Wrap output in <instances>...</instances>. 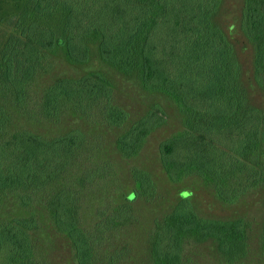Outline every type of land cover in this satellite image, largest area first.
I'll return each mask as SVG.
<instances>
[{
  "label": "trees",
  "instance_id": "16d2710c",
  "mask_svg": "<svg viewBox=\"0 0 264 264\" xmlns=\"http://www.w3.org/2000/svg\"><path fill=\"white\" fill-rule=\"evenodd\" d=\"M221 2L24 0L0 43V264H54L46 227L67 239L68 264H125L135 202L159 195L153 173L139 165L129 167L126 185L115 156L137 157L167 123L166 111L154 105L133 116L100 73L50 76L57 50L71 64L88 63L94 37L104 62L183 113V128L159 145L172 183L198 178L227 204L264 187V108L249 101L234 46L215 20ZM240 27L264 91V0H244ZM42 122L62 130L33 128ZM192 243L243 264L249 224L202 214L185 191L155 220L149 261L194 264Z\"/></svg>",
  "mask_w": 264,
  "mask_h": 264
},
{
  "label": "rangeland",
  "instance_id": "374dc122",
  "mask_svg": "<svg viewBox=\"0 0 264 264\" xmlns=\"http://www.w3.org/2000/svg\"><path fill=\"white\" fill-rule=\"evenodd\" d=\"M24 0H0V43L10 32L16 21ZM244 0H222L215 16L217 24L222 28L227 39L232 43L242 68V81L249 101L264 108V91L254 80L253 46L244 36L241 27V13ZM89 41L92 57L86 64H71L63 50H57L53 55L56 67L50 76L60 74L100 73L104 75L116 90L120 102L133 114L139 116L154 105H160L167 113V123L153 132L142 152L131 160L115 156L124 175L126 185H129V167L139 165L150 170L159 186V195L155 201L135 202L137 221L127 228L125 241L129 244L127 262L125 264H152L148 257L149 234L155 226V220L171 210L183 192H190L199 212L206 216L218 218H244L249 224L251 252L243 264H264V249L262 234L264 227V187L251 190L235 204L221 202L215 196L214 190L202 180L190 177L181 183H172L162 168L159 154L160 143L184 126L185 117L175 102L160 92L145 88L138 79L125 74L116 66L104 62L98 53V38ZM51 77H43L42 81ZM33 128L42 133H58L62 126L42 122ZM9 209L12 204L8 205ZM46 241L50 257L54 264L71 262L70 247L67 239L50 227H46ZM52 231V232H51ZM187 252L195 259L194 264H225L217 250L210 243H192Z\"/></svg>",
  "mask_w": 264,
  "mask_h": 264
}]
</instances>
